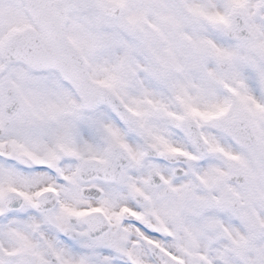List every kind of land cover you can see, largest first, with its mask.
Listing matches in <instances>:
<instances>
[{
	"label": "snow or ice",
	"instance_id": "snow-or-ice-1",
	"mask_svg": "<svg viewBox=\"0 0 264 264\" xmlns=\"http://www.w3.org/2000/svg\"><path fill=\"white\" fill-rule=\"evenodd\" d=\"M0 264H264V0H0Z\"/></svg>",
	"mask_w": 264,
	"mask_h": 264
}]
</instances>
